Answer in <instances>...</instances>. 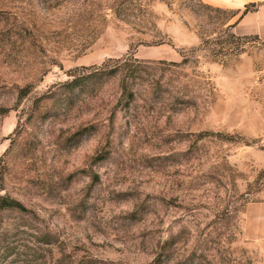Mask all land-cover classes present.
I'll list each match as a JSON object with an SVG mask.
<instances>
[{
	"label": "rangeland",
	"instance_id": "1",
	"mask_svg": "<svg viewBox=\"0 0 264 264\" xmlns=\"http://www.w3.org/2000/svg\"><path fill=\"white\" fill-rule=\"evenodd\" d=\"M263 7L0 0V264H264Z\"/></svg>",
	"mask_w": 264,
	"mask_h": 264
},
{
	"label": "crops",
	"instance_id": "2",
	"mask_svg": "<svg viewBox=\"0 0 264 264\" xmlns=\"http://www.w3.org/2000/svg\"><path fill=\"white\" fill-rule=\"evenodd\" d=\"M238 25L241 28H255L256 30H260V28H264V7L260 8L253 14L244 15L239 18Z\"/></svg>",
	"mask_w": 264,
	"mask_h": 264
},
{
	"label": "trees",
	"instance_id": "3",
	"mask_svg": "<svg viewBox=\"0 0 264 264\" xmlns=\"http://www.w3.org/2000/svg\"><path fill=\"white\" fill-rule=\"evenodd\" d=\"M252 5V4H251ZM1 206H4V207H17L19 208L20 210L22 211H25V209L20 206V204L16 203V202H2V204H0Z\"/></svg>",
	"mask_w": 264,
	"mask_h": 264
}]
</instances>
